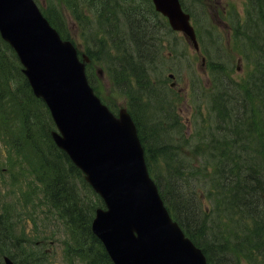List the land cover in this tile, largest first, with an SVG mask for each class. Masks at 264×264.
Here are the masks:
<instances>
[{
    "label": "trees",
    "instance_id": "obj_1",
    "mask_svg": "<svg viewBox=\"0 0 264 264\" xmlns=\"http://www.w3.org/2000/svg\"><path fill=\"white\" fill-rule=\"evenodd\" d=\"M81 1L70 0V3L84 7L83 12L91 3L101 18L99 27L109 33H117L112 26L116 17L114 13H109L110 7L107 3L103 2L99 9V3L96 0ZM144 3L148 8L144 5H134L123 12L124 23L131 31L130 36L132 35L129 39L132 43V51L136 48L138 55H136V63L133 58L129 61V56L132 55H127L125 61L119 64L120 70H117L121 75L123 73L127 77L138 80L141 85L146 82L147 51L151 45L148 44V37L151 35L148 30H145L148 23L146 16L155 15L150 0H144ZM70 10L80 19L79 12L71 8ZM247 10L248 19L237 28H239L238 38L245 37L251 47L249 62L253 70L250 72L249 80L240 83L225 77V83L222 86L232 90L233 95L229 96L225 102L226 105L230 104L233 111H236L232 119H242L243 122L240 125L237 124L235 130L228 135V129L227 131L224 129V137L211 134L208 145L200 146L201 150L195 149L197 154L206 155L205 148L210 156H212V149H215L216 158L219 159L220 164L219 172L216 166L204 175L211 184V189L207 190V197L210 199L213 195L216 201L219 197V205L214 202L213 210L211 208V211L204 212L213 214L221 206L219 218L222 219L224 207L227 211L231 210L232 217L228 222L238 220L240 227L232 231L231 224L226 223L220 225L219 229L210 231L207 215L205 217L197 215L194 209L201 210L202 193L199 195L189 189L188 194L185 184L181 182V188L169 187L170 190L166 194V189L163 190L157 182L166 205L173 203L168 207L186 234L203 250L208 264H264V0H250ZM60 12L62 14L61 8ZM140 13H145V16L143 15L145 22L144 19L137 17ZM45 15L61 32L59 24L63 23L58 10L51 6L45 10ZM62 35L63 38H68L67 34L62 33ZM100 43L104 47L102 53L106 54H104L105 60L106 57H110L111 47L114 45L116 50L124 48L125 54H131L125 41L121 48L119 46L122 44L116 42L114 38L112 41H100ZM87 52L89 56L95 57L90 49H87ZM138 63L141 65L139 66ZM13 74H19L22 80L20 84L12 88L11 85L17 83L14 82L16 75ZM214 84L217 85L218 92L211 97L213 100L217 99L221 90L220 83ZM241 94H245L243 96L245 100L240 97ZM240 101L242 104H238ZM8 103L11 106L14 104L13 110L7 107ZM220 104L224 103L220 102ZM34 109L38 112L35 113ZM243 117L246 118L243 119ZM247 119L249 120L243 128L242 124ZM221 120H224L223 116ZM136 122L139 125L137 119ZM54 129L55 125L48 109L41 99L33 95L27 79L21 72L15 53L0 36V140L7 147L8 167L13 169L17 166L20 171L29 172V175L42 185L43 196L50 202L58 216L65 220L68 229L75 237L73 241L75 244L70 245L71 255H79L82 258L86 255L94 256L103 264H111L100 242L91 232L95 206L101 205V201L84 181L82 173L73 165L67 154L53 142L51 131ZM139 136L143 143L146 142L144 146L151 156L155 151L165 154V147L158 148L156 144H148L141 129ZM241 138L243 140L239 142ZM34 160L35 165H32ZM39 167L44 173L40 172ZM167 172L171 174L172 169H167ZM177 172L182 173L181 170ZM22 179L25 182V177ZM76 182L80 185L83 194L88 198L94 196L98 204L89 200L82 201ZM40 190L41 186H37L35 195ZM21 193H23L22 189ZM13 213V206L4 207L0 213V258L9 255L17 264H31L36 261V253L25 252V240L20 238L21 235L14 233ZM18 252H21V256ZM1 262L3 263V260Z\"/></svg>",
    "mask_w": 264,
    "mask_h": 264
},
{
    "label": "rangeland",
    "instance_id": "obj_2",
    "mask_svg": "<svg viewBox=\"0 0 264 264\" xmlns=\"http://www.w3.org/2000/svg\"><path fill=\"white\" fill-rule=\"evenodd\" d=\"M64 1L65 3L62 4L63 0H36L44 11L51 6L58 10V15L62 18L63 24H61L65 27H60L58 23L59 28L74 42L80 55L88 54L87 48L94 52L93 62L88 66L92 70V77L89 73L90 78L96 86V91L115 110V114L118 115L122 109H131L148 144H156L158 148L165 147V154L155 151L149 158V166L151 165L150 168L154 175L164 179L167 177L169 166L183 165L184 177L181 181L185 184L188 194L189 189L199 195L202 193L201 210L207 211V207L214 202L218 204L219 197H217V201L213 195L210 196V199L207 197V190L211 189V184L204 178L205 174L211 172L212 167L217 166L218 172L220 171L216 150L212 149V156H210L209 151L205 148L206 155L197 154L195 149L201 150L200 146L208 145L211 134L224 137V129L226 131L228 129V135L232 130H235L237 124L240 125L243 122L242 119H232L236 111L230 108V104H225L228 97L233 95L232 90L222 86L225 83V77L238 82L249 80L250 72L253 70L251 62H249L250 45L245 46L243 52L239 51L238 43L234 41L230 43L228 40L227 33L230 30H226L227 25H236L237 23L234 11L240 13L242 17L240 22L244 17L246 20L248 19L246 0H219L218 4L213 3L212 6H209V1L207 5L200 0H187L197 18L196 26L199 28L200 37H202L200 45L202 44L205 62H203L204 57L200 51H195L192 44L187 42L181 33L171 31L169 26L164 27L160 17L146 14L148 19L145 18L148 23L145 30H148L151 35L148 37V44L151 45L147 51L145 77L148 85L146 83L141 85L138 80H130L131 77L117 72L120 70L119 64L125 61L127 55H132L129 56V61L133 58L135 63L137 62L136 55H138V52L135 51L136 48L132 51V43L129 41L132 35L130 36L131 31L124 23L123 12L134 5H144L148 8L144 0H96L99 3V9L104 2L110 7L109 13L115 14L116 20L113 24L109 23L117 33H111V35L116 42L122 44L119 46L120 48L123 47L125 41V45H128L129 52H131V54H125L124 48L116 50L114 45L111 47L110 57H106V60L105 53H102L104 48L99 43L103 34L100 30V32L94 31V29L97 30L101 19L95 6L90 3L83 12L84 7L73 5L70 0H68L69 2ZM233 6L232 15L224 17L223 22H218L222 11H226L227 14ZM70 8L79 12V20L71 13ZM143 15L145 16V13H140L137 17L144 19ZM143 21L145 22V19ZM118 39L126 40L119 41ZM109 60H112L113 63ZM169 74H173L174 79L168 78ZM13 75H16L14 82L17 83L12 84V88L20 84L22 80L19 74ZM131 81H133V85ZM215 82L220 83L221 90L217 99L213 100L211 97H214V94L218 92L215 90ZM171 83L176 84H172L171 87ZM21 95L23 96V93ZM220 102L224 104L221 105ZM13 106L14 104L11 106L10 103L7 105L11 110H13ZM222 116L224 120H221ZM245 118L243 117V119ZM248 120L242 124L243 128ZM242 140L241 138L239 142ZM144 143L146 144L145 141ZM4 148L6 149L5 144L0 141V161H3V165H0V213L6 206H14V212H23L18 203H23L26 200L21 195V189L27 192L31 190V187L27 186L22 179L27 171H20L18 167L13 169L8 167L9 164L5 162L8 152H5ZM32 165H35V160L32 161ZM39 169L41 173H44L41 167ZM11 179H16V184H10ZM76 186L80 197L86 199L77 182ZM165 193H168V189ZM48 209L49 204H43L37 208L38 214L35 212L33 214L36 224L34 220L32 222L26 220L24 213L21 217H14V233L21 234L20 238H24L29 244L25 246V249L32 253L36 252V257L41 254V250L45 251V259L49 262L40 263L38 261L37 264H67L64 260L62 243L67 234L64 235L65 230L62 223L54 220V214L45 212ZM220 209L221 206L212 214L214 223L211 224L208 221L210 231L213 232V230L219 229L220 225L226 223L231 224L232 231L240 227L238 220L227 222L220 219L218 213ZM25 210L33 212L32 206L24 208ZM227 215L231 218L229 211H227ZM73 240L71 237V241ZM37 242L43 243V246H41V250L36 249L35 251L32 245ZM6 249L9 250L8 247ZM76 258L81 262L84 261L80 257ZM0 259V264H3L2 258ZM102 263L100 261V264ZM31 264L33 263L31 262Z\"/></svg>",
    "mask_w": 264,
    "mask_h": 264
},
{
    "label": "water",
    "instance_id": "obj_3",
    "mask_svg": "<svg viewBox=\"0 0 264 264\" xmlns=\"http://www.w3.org/2000/svg\"><path fill=\"white\" fill-rule=\"evenodd\" d=\"M153 2L197 47L179 1ZM0 34L16 51L35 96L47 104L55 143L105 202L92 230L112 262L207 264L165 208L130 115L121 110L117 118L101 103L73 45L61 40L34 0H0ZM6 264L14 263L6 258Z\"/></svg>",
    "mask_w": 264,
    "mask_h": 264
},
{
    "label": "bare ground",
    "instance_id": "obj_4",
    "mask_svg": "<svg viewBox=\"0 0 264 264\" xmlns=\"http://www.w3.org/2000/svg\"><path fill=\"white\" fill-rule=\"evenodd\" d=\"M137 39V38H136ZM237 40H238V44H240L241 43V45H245V46H248L249 45V42H248V40L245 38V37H243V36H241L240 38H237ZM138 65H139V63H138ZM147 69V66H145V70ZM133 78H130V80H132ZM131 83H132V85H133V81H131ZM146 83V85H148V82H145ZM245 94H241L240 95V97L241 98H243V96H244ZM243 100H245L244 98H243ZM242 101H240L238 104H242L241 103ZM35 111V113H37L38 112V110H36V109H34ZM3 113H6L7 114V112H3ZM11 114V113H10ZM246 132V131H245ZM244 147V146H243ZM234 154V153H233ZM233 161V160H232ZM222 163V162H221ZM219 165V164H218ZM220 166V165H219ZM167 169H172V173L171 174H169L168 172H167V177L166 178H162L161 176H157L156 174H155V177H156V180H157V182L160 184V187L164 190L165 189V187H166V189H168V191L170 190V188L171 187H180V183L182 182L181 180H183L182 179V175H183V165H176V166H169ZM178 170H181L182 171V173H178L177 171ZM164 180V181H163ZM170 187V188H169ZM181 188V187H180ZM256 189V188H255ZM241 195V194H240ZM184 196V195H183ZM232 198V197H231ZM245 198V197H244ZM227 199V198H226ZM230 200V199H229ZM242 200V199H241ZM227 201H225V203H226ZM195 209V212H196V214L197 215H201L202 217H205V215H207L206 216V218L208 219V221L211 223V224H213L214 223V221H213V216H212V214H209V213H206V212H204V211H202V210H199V209H196V208H194ZM223 209V212H222V215H223V217H222V220H226L227 222L229 221V217H228V215H227V210H225L224 209V207L222 208ZM230 211L231 210H229V215L231 216V213H230ZM219 213V212H218ZM232 217V216H231ZM192 229V228H191ZM89 231V230H88ZM1 233V232H0ZM85 233V232H84ZM194 233V232H193Z\"/></svg>",
    "mask_w": 264,
    "mask_h": 264
}]
</instances>
